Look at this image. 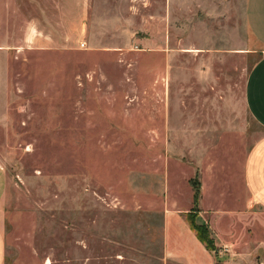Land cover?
Segmentation results:
<instances>
[{"label": "rangeland", "instance_id": "obj_1", "mask_svg": "<svg viewBox=\"0 0 264 264\" xmlns=\"http://www.w3.org/2000/svg\"><path fill=\"white\" fill-rule=\"evenodd\" d=\"M192 3L0 0L6 264H183L166 256L167 202L186 206L189 188L198 213L201 178L226 166L247 198L243 167L264 128L245 85L262 52L250 30L242 52L239 32L233 48L201 39L219 24ZM242 219L235 264H264V209L250 201Z\"/></svg>", "mask_w": 264, "mask_h": 264}, {"label": "crops", "instance_id": "obj_2", "mask_svg": "<svg viewBox=\"0 0 264 264\" xmlns=\"http://www.w3.org/2000/svg\"><path fill=\"white\" fill-rule=\"evenodd\" d=\"M235 3L234 0H194L191 8L194 9L193 13L206 14L210 20L219 24L214 31L201 27L198 36L201 39L206 37L223 39L226 49L227 45L228 48H233L234 32L235 35L239 32L241 36L237 42L238 51L248 50L250 45L248 33L249 30L252 32V39L262 55L248 74L245 102L252 117L264 128V0L244 1L243 10H239L244 24L241 22L238 29L232 25L234 13L239 12ZM177 10L183 15L188 13L186 5L180 1L177 3ZM195 30L196 28L194 32ZM201 42L200 47L194 48L196 51L207 48L206 40ZM225 168L223 175L218 170L208 171V177L201 178V197L197 215V221L209 227L217 250L208 249L190 226L187 214L190 212L194 193L191 189L184 188L182 192L184 190L190 192L189 203L180 206L178 200L176 203L178 207L173 208L168 201L164 210L163 240L168 259L183 264H235L237 259L242 261L241 250L245 245L242 235L248 230L242 217L247 213L250 201L264 209V135L254 144L244 163L242 182L247 195L245 200L234 193L236 188L231 174L227 173V166ZM178 194L181 196V191ZM1 201L0 197V210ZM6 256V236L0 224V264H6Z\"/></svg>", "mask_w": 264, "mask_h": 264}, {"label": "trees", "instance_id": "obj_3", "mask_svg": "<svg viewBox=\"0 0 264 264\" xmlns=\"http://www.w3.org/2000/svg\"><path fill=\"white\" fill-rule=\"evenodd\" d=\"M197 193H195L194 195V202L195 204L197 203ZM195 210V209H193ZM190 214H192L193 219L195 222L192 221H188L190 223V226L192 227V229L196 232L198 238L206 245V247L210 250L213 251V249L217 250V247L215 246V241L211 236L209 227L205 224H201L199 222H197V215L198 213L196 212H189L187 215V218L190 217Z\"/></svg>", "mask_w": 264, "mask_h": 264}]
</instances>
